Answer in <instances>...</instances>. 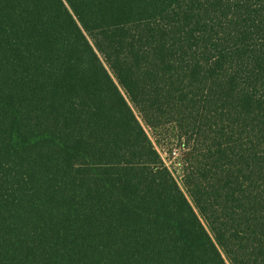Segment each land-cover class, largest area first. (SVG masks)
I'll return each mask as SVG.
<instances>
[{
  "label": "trees",
  "instance_id": "trees-1",
  "mask_svg": "<svg viewBox=\"0 0 264 264\" xmlns=\"http://www.w3.org/2000/svg\"><path fill=\"white\" fill-rule=\"evenodd\" d=\"M0 264H264V0H0Z\"/></svg>",
  "mask_w": 264,
  "mask_h": 264
},
{
  "label": "rangeland",
  "instance_id": "rangeland-1",
  "mask_svg": "<svg viewBox=\"0 0 264 264\" xmlns=\"http://www.w3.org/2000/svg\"><path fill=\"white\" fill-rule=\"evenodd\" d=\"M173 150V152H171ZM162 155L164 156L166 162L168 163L169 166L172 167V169L174 170L175 174L178 176L179 174H181V154L182 151L180 148L171 145H166L164 146V148H162Z\"/></svg>",
  "mask_w": 264,
  "mask_h": 264
}]
</instances>
